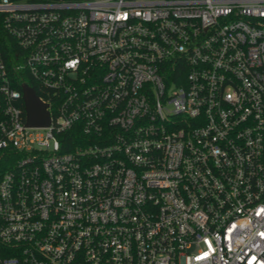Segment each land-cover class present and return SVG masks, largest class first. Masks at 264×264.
Segmentation results:
<instances>
[{
	"label": "built area",
	"instance_id": "obj_1",
	"mask_svg": "<svg viewBox=\"0 0 264 264\" xmlns=\"http://www.w3.org/2000/svg\"><path fill=\"white\" fill-rule=\"evenodd\" d=\"M0 264H264V0H0Z\"/></svg>",
	"mask_w": 264,
	"mask_h": 264
},
{
	"label": "water",
	"instance_id": "obj_2",
	"mask_svg": "<svg viewBox=\"0 0 264 264\" xmlns=\"http://www.w3.org/2000/svg\"><path fill=\"white\" fill-rule=\"evenodd\" d=\"M24 102L28 127H47L50 125L48 105L39 98L36 90L28 84L23 86Z\"/></svg>",
	"mask_w": 264,
	"mask_h": 264
},
{
	"label": "trees",
	"instance_id": "obj_3",
	"mask_svg": "<svg viewBox=\"0 0 264 264\" xmlns=\"http://www.w3.org/2000/svg\"><path fill=\"white\" fill-rule=\"evenodd\" d=\"M33 88L36 90L37 94L41 96V92L38 90V88L36 87V85H34L33 83H30Z\"/></svg>",
	"mask_w": 264,
	"mask_h": 264
}]
</instances>
